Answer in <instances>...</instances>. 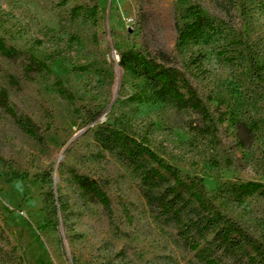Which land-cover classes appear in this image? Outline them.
<instances>
[{
    "label": "rangeland",
    "instance_id": "obj_1",
    "mask_svg": "<svg viewBox=\"0 0 264 264\" xmlns=\"http://www.w3.org/2000/svg\"><path fill=\"white\" fill-rule=\"evenodd\" d=\"M192 8L204 26L176 47ZM0 38L22 52L0 54V264H203L148 206L133 168L99 147V126L124 129L182 178H200L221 210L264 241V194L231 187H264V80L248 57L264 70L259 0H0ZM132 48L168 54L180 90L194 88L210 118L167 101L131 102L145 87L119 66ZM32 58L49 70L27 71ZM75 176L97 183L110 208L85 197ZM218 256L254 257L248 248Z\"/></svg>",
    "mask_w": 264,
    "mask_h": 264
},
{
    "label": "trees",
    "instance_id": "obj_2",
    "mask_svg": "<svg viewBox=\"0 0 264 264\" xmlns=\"http://www.w3.org/2000/svg\"><path fill=\"white\" fill-rule=\"evenodd\" d=\"M259 2L264 7V0ZM190 13L194 17L191 24L181 27L177 24L176 47L195 38L204 26L205 20L199 9L192 8ZM0 54L9 60L22 56V52L7 46L1 38ZM119 55L121 68L145 80V87L130 98L131 102L143 104L167 101L180 109L190 108L205 119L210 118V112L194 88H189L187 94L180 90V73L175 66L169 65L172 60L168 54L162 52L157 58H150L142 50L132 48ZM248 57L255 76L264 80V70L251 50H248ZM42 70L48 71L49 66L32 58L27 71ZM0 103H6V95L3 93H0ZM29 123L19 121L21 128L34 136ZM95 138L102 150L117 155L139 175L142 195L148 206L165 223L178 227L179 237L184 245L197 252L201 263L219 264L218 254L230 257L236 251L248 248L254 255L249 264H264V241L221 210L216 204L217 196L208 197L200 178H182L176 168L158 156L145 142L137 141L124 129L99 126L95 131ZM160 170H164L168 176ZM73 180L85 197H92L107 210L110 208L108 197L97 183L84 176H75ZM224 187L226 186L221 187L219 192H224ZM231 187L239 191L241 196L252 192L264 194V187L253 182L232 184Z\"/></svg>",
    "mask_w": 264,
    "mask_h": 264
}]
</instances>
